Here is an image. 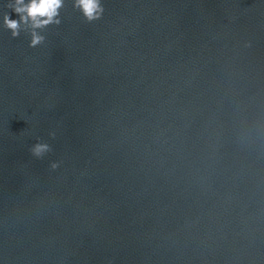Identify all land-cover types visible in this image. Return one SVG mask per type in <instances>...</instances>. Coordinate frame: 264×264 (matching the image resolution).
Returning <instances> with one entry per match:
<instances>
[{"label":"water","instance_id":"water-1","mask_svg":"<svg viewBox=\"0 0 264 264\" xmlns=\"http://www.w3.org/2000/svg\"><path fill=\"white\" fill-rule=\"evenodd\" d=\"M14 4L0 264H264V0H64L36 47Z\"/></svg>","mask_w":264,"mask_h":264},{"label":"clouds","instance_id":"clouds-1","mask_svg":"<svg viewBox=\"0 0 264 264\" xmlns=\"http://www.w3.org/2000/svg\"><path fill=\"white\" fill-rule=\"evenodd\" d=\"M63 5L64 0H28L27 3L25 0H15V4L9 5V7L13 8L20 19H11L5 14L4 25L11 31L13 37L19 36L21 23L29 25L32 29L29 46L36 47L44 40V37L36 30L51 24L59 25L61 21L57 17ZM74 7L78 8L89 22L100 19L104 13L101 0H75ZM47 150L48 145L46 144H37L32 149L36 156H40Z\"/></svg>","mask_w":264,"mask_h":264}]
</instances>
